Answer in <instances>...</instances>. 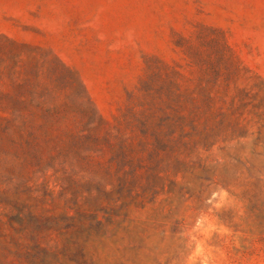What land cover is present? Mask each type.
I'll return each instance as SVG.
<instances>
[{"label":"rangeland","instance_id":"374dc122","mask_svg":"<svg viewBox=\"0 0 264 264\" xmlns=\"http://www.w3.org/2000/svg\"><path fill=\"white\" fill-rule=\"evenodd\" d=\"M0 264H264V0H0Z\"/></svg>","mask_w":264,"mask_h":264}]
</instances>
